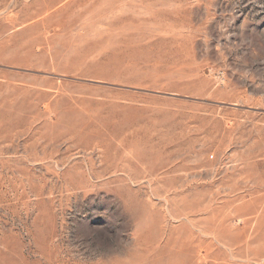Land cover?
Instances as JSON below:
<instances>
[{
  "label": "rangeland",
  "instance_id": "obj_1",
  "mask_svg": "<svg viewBox=\"0 0 264 264\" xmlns=\"http://www.w3.org/2000/svg\"><path fill=\"white\" fill-rule=\"evenodd\" d=\"M0 264H264V0H0Z\"/></svg>",
  "mask_w": 264,
  "mask_h": 264
}]
</instances>
